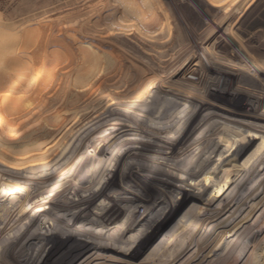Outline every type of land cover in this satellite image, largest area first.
Segmentation results:
<instances>
[{"label": "rangeland", "instance_id": "1", "mask_svg": "<svg viewBox=\"0 0 264 264\" xmlns=\"http://www.w3.org/2000/svg\"><path fill=\"white\" fill-rule=\"evenodd\" d=\"M5 36L9 41L0 52L11 57L4 50L8 47L21 61L43 59L37 61L40 76L64 77L67 59L87 58L69 71L68 86L75 95L69 112L86 115L105 108L103 119L94 121L112 123L110 134L90 123L85 134H99L110 154L103 174L115 181L109 189L114 195L105 200L98 195L106 178L96 168L78 171L69 189L65 182L58 183L62 189L52 186L63 174L38 189L17 187L14 178L4 182L0 176V191L9 190L0 202L8 207L0 209V244L5 232L13 241L20 229L34 227L28 238L0 249V263L57 264L56 256L69 254L76 241L96 238L102 241L99 249L120 264H135L136 254L139 264H209L211 247L222 248L227 239V254L215 256L213 264H264V70L254 66L264 67V0H0V37ZM99 39L117 47L99 50ZM92 75L93 88H102L94 97L83 85ZM50 82L38 86L34 105L27 102L33 112L26 105L12 110L0 99V122L16 113L19 121H52ZM171 85L194 96L173 93ZM213 88L240 97L226 92L224 99ZM0 157L14 162L1 146ZM129 162L132 170L125 168ZM151 177L160 180L149 182ZM97 206L110 209L105 219ZM40 213L44 217L32 222ZM157 219L158 227L165 222L162 228L146 229ZM105 224L111 228L107 235ZM166 233L171 235L159 244L162 256L153 255L155 238ZM145 235L150 242L143 246L139 240ZM174 248H183L184 254L166 259Z\"/></svg>", "mask_w": 264, "mask_h": 264}, {"label": "bare ground", "instance_id": "2", "mask_svg": "<svg viewBox=\"0 0 264 264\" xmlns=\"http://www.w3.org/2000/svg\"><path fill=\"white\" fill-rule=\"evenodd\" d=\"M134 6H136V5H134ZM130 8L132 10V6ZM132 12H133V10H132ZM135 13H136V11H135ZM93 39H94V37H93ZM95 39H97V38H95ZM6 40H8L7 37L6 38H4V37L1 38L0 37V45L3 46V47H4V45L6 46L7 45ZM12 43L10 45L12 47L15 46V45H12ZM75 43H77V42H75ZM78 44H79L78 45L79 47L82 46V43H81V46H80V43L79 42H78ZM94 47H95V45H94ZM97 47H98L99 50H100V48L102 50L103 49H115L117 47V45H116L115 42H108V41L100 40L99 39L97 41ZM6 48H4V50L5 51H7V50L10 51L9 53L11 54V57H8L5 54H3V51H1L2 53L0 52V70L3 71L0 74V99H1V101L3 100L4 103L8 106V108H10L12 110H16V108L19 109L20 107H21V110H22V106H24V105H26V107H29V106H27V105H29L27 102L30 101L29 103H31L33 100L36 101V98L39 95V92L37 91V89L38 90L40 89L38 86L44 80H47V81H51L50 82V85L51 86L49 85L50 88H48V89H50L49 91H51V92L47 94V95L50 94L49 97L46 94L45 95H46V97L49 98L48 100L50 101V104H52V107H53V109H55L56 112L54 113L55 114L54 115V119L52 117L51 118L52 121H51L50 118H49L48 123H44V122H47V121H44V122H42V121H35L36 119L32 121V118H31V121H29V120L26 121V122L25 121H19V118L16 115L17 113L14 115L16 117H14L12 119H7L6 121H1L0 122V129L3 131V134L0 136V146L3 149V153L7 157L12 158L14 162H18V163L22 164V165L19 166V165L14 164V162L13 163H10V162L8 163V162H6V160L5 161L3 160V157L2 158L0 157V176L2 177V180L4 179L5 180L4 182H7V181L9 182V181H11V179L14 178V180L17 181L16 182L17 183L16 184L17 187H22V185H27L28 184L30 186L29 189H38L39 186H40V184H43L44 182L47 183V185L50 187V185H51L53 179L56 177V175L57 174H63L64 176L61 177V180H59L57 183L53 184L52 186L56 187L55 185H57V187L59 189H62L60 187L61 186L63 187V185H58V183L65 182L64 183L65 184L64 187H67V188L69 187L70 188V187L74 186L75 183H76V182H74V179H75V177L77 175V172L78 171H81L82 169H84L86 167L87 168L88 167H91L93 169L96 168L97 170L95 171V173L100 174L101 175L100 177L106 178V176H104V174L107 173V172L104 173V170H106V169H104V168L102 169V166H104V163H105L104 161H106V163H107V159L110 156V154H108L109 151L107 152L106 149L104 150V147L102 146V144H103L102 143V139L98 136L99 134L97 132L95 133L94 130H91V132H94L92 136H88V133L85 134V126H86L87 123H90V126H94L95 129H98L100 126H102V127H100L101 129L99 130V132H103V133H105V135L106 134H110V130H111L110 127L113 126L112 123L109 122L108 124H105V122H107V121H104L105 119L104 120H101V121H94V120H97V118L104 117L103 115H104V112H105V110H104L105 108H103V107H97L95 109H92V111H91L90 114H86V115H84V114L83 115H81V114L80 115L79 114L78 115H74V113L69 112V110H70L69 107L72 104V102H70V101L75 96V95L72 94L73 92H71L72 90H70V88L68 86V79H71L72 78V76L69 73V71L71 70L72 67L78 66V64H82V63L86 62L87 58L86 57H83V56L81 57L82 54L80 55L81 58L75 57V56L74 57H70V58L68 57L69 59H67V60H70L71 63L69 64L70 61H68V65L67 64H64V66H65L64 67L65 72H64V75H63L64 77H61L62 75L59 74V73H56L54 75H50L48 77H47V75H48L47 74L46 77H45V76H42V75L40 76L39 75V74H42L43 73L42 68H41V65L42 64H39L37 62L41 58H39L38 60H36L37 58L36 59H31L29 62L28 61L25 62L24 61L25 59L21 61L20 60L21 59L20 56L16 55V52H13L12 49H8V47H6ZM55 50H54V52H55ZM70 50H71V48H69V52H70ZM63 52H65V50ZM51 53H53V52H51ZM71 53H72V51H71ZM72 54L74 55V53H72ZM56 55H58V53ZM56 57H55V59H56ZM41 60H43V59H41ZM47 61H48V59H47ZM59 61H63V60L60 59ZM118 61H119V59H118ZM254 66H255V68H257L259 70H264V67L261 66V65H259V64H255ZM61 67L63 68V65H61ZM58 70H55V71L58 72ZM61 72H62V70H61ZM49 74H50V72H49ZM95 78H96V76L95 75H92L88 79H86L85 82H84V84H83V85H85L84 87H86L87 89H90L91 91H93L92 94H91L93 97L98 92H101L102 91V88H100L98 86L97 87L95 86L96 89L93 88L94 85H95V84L93 85V83L95 81L94 80ZM44 84H45V82H44ZM47 84H49V83L47 82ZM47 84H45V86ZM64 84H65V87H64ZM62 85H63L64 88H62ZM41 86H43V85H41ZM171 87L173 89V93H181V94L183 93L184 95H188L190 97H193L194 96V95H192V93H188V92L186 93L185 91L181 90L180 88H178V86L171 85ZM41 89L39 91H41ZM43 89L45 90V88H43ZM83 89L84 90L81 93H83L85 91V88H83ZM213 90L215 91V93L217 92L216 95H218V97L220 96V97H223L224 99H227L226 95H223V94H226V92H227V94L229 96L233 97L232 99L239 98L240 97V95H238L236 93L233 94L232 92L225 91V90H223L221 88H213ZM37 92H38V95H37ZM42 92H43V90H42ZM43 93H45V92H43ZM43 93H42V95H43ZM81 93L79 94L80 96H82ZM219 93H221V95ZM42 95L40 94V96H42ZM49 101H48V103H49ZM243 103H245V102H243ZM32 104L33 103H31V105ZM45 104H46V102H45ZM45 104H43V105H45ZM4 105H3V108H4ZM37 105L38 104H36V106ZM251 108L253 110L254 109H257V107H255L253 105L251 106ZM32 109L30 108V111L31 112H33ZM1 110H0V112H1ZM61 110H62V112H61L62 113V116L59 117L60 115L58 116V114H59V111H61ZM16 111H12V112H16ZM47 111H49V110H47ZM42 112H43V110H42ZM44 112H45V110H44ZM47 113H49V112H47ZM47 113H46V115H47ZM18 114H19V112H18ZM21 114L23 115V113H21ZM24 114H25V112H24ZM49 114H48V117H50ZM46 115H44V116L46 117ZM32 117H33V114H32ZM25 118L27 119V117H25ZM41 119H42V117H41ZM101 119H103V118H101ZM101 124H104V125H101ZM28 127H31L32 128V131L30 132L31 135L27 131V128ZM34 127H36L37 130ZM109 128H110V130L108 131ZM95 131H97V130H95ZM94 134H96V135H94ZM257 151H255V152H257ZM120 156L121 155H119V156L118 155H115L114 157L113 156L112 157L113 158H121ZM32 162H37V164L32 165V166L31 165H29V166H23L26 163H32ZM130 163L131 162H129L128 163L129 166H126L125 168H127V169L129 168V170H132L133 163H131V164ZM115 164H117V163H115ZM134 166H136V165H134ZM58 176L59 175H57V177ZM153 179L160 180L158 178L151 177L149 179V182L150 181H155ZM161 180H163V178ZM105 181L107 182L106 183L107 185L101 191V193L98 196H99V199L100 198L101 199L103 198V199L106 200V198L109 199L112 195H114V194H112L114 191L113 190L110 191L109 189H110L111 185L114 184L115 179L113 177H111L109 179L106 178ZM1 185L2 184H0V186ZM16 185H15V187H16ZM85 185L88 186V184H85ZM58 188L56 190H58ZM77 191L74 190L72 192L73 193L74 192L77 193ZM8 193H9V190L6 189V188L4 189L3 192L0 191V202L4 201V198H5V196H7ZM225 194H223V195H225ZM105 205H106V203H105ZM52 208L54 209L55 206H52ZM0 209H2L5 212V211L8 210V207H6V206L4 208L3 207H0ZM96 209L99 211V213H100L99 215H101V217H103V219H105V217L108 216V213H109V210H110V209H107L106 207L101 208V207H98V206H97ZM85 211L86 210H84V213H86V214L87 213H90V212H92V208L89 209L87 212H85ZM166 214H167V212H166ZM43 217H44V215L42 213L37 214L34 217H32V219L34 218V220L32 222H35L36 220H37L36 222H38ZM167 218H169V217H167ZM157 220H152L151 224L146 229H149V231H151V230L155 231V230H157L159 228H162L164 226L165 222L164 223L162 222V224L160 225V227H158L157 225H159V220L158 221ZM31 224L32 223H30L29 225H27L23 229H20L19 233L18 234L16 233V235H15L16 237L14 238L13 241H10V239L5 236L6 233H7V232H5L4 235H3V237H2L4 242L0 244V249H6V248L10 247L13 244L14 241H17L18 240V241L21 242L22 240H24V238L25 239L28 238L32 234L33 228H34V227L31 226ZM105 226H106V224H105ZM204 228H206V227H204ZM66 229H68V228H66ZM212 229H213V227H212ZM110 230H111L110 226L109 225L106 226L105 229L103 230V231L106 232L104 235H107ZM204 230H207V229H204ZM77 231H79L81 233L84 230L78 229ZM13 232H11V233H13ZM21 232H22V234L20 235ZM68 232H66V233H68ZM71 232H73V231H71ZM168 233L162 234L160 238H157V239L155 238L154 242H155V244L157 243V246L154 247L153 251L150 250L152 253L154 252L153 255H161L162 254L161 253L162 252L161 251L162 249L160 248V250H159V246L162 247L163 246L162 244H164V242L166 240H168V235H169ZM80 235H82V234H80ZM170 235H169V238H170ZM156 236H158L157 233L156 234H153V236H152L153 239ZM145 237H146V235L144 236V239L143 240H139V242H142L141 245H143V246L149 245V244H146V242H148L149 240L146 239ZM147 238H148V234H147ZM133 240H135V238ZM121 241H122V239H119L118 242H121ZM101 242L102 241L97 240L96 238H94V239L92 238L91 240L90 239H84V240L83 239H80L79 241H76L73 244V247H71L69 254H67L65 256H63V255L62 256L61 255L56 256V258L54 259V261L57 264H59V263L60 264H120V263H118L119 260L116 259V258H115L116 259L115 261H111L110 260V256H108V255H110V254H108L109 252L107 253V252H104V251H102V250L99 249V246L102 244ZM137 243H138V241L137 242H134L132 245L134 246ZM144 243H145V245H144ZM225 243L226 244L222 248H220V247L218 248V247H214V246H213L214 248L213 247H211L212 249L210 248L211 249L210 250L211 252H210L209 256L207 257V258L210 257V261H207L209 264L210 263H212V264L214 263V260L213 259L215 258V256L217 258V256H220V257L221 256H224V253L227 254V246H228V244L230 242L227 239L225 241ZM159 244H161L162 246L159 245ZM221 245H222V243H221ZM59 246H61V245L58 244L56 246V248L58 249ZM206 247H208V246H206ZM111 248H114V247H111ZM141 248H142V246H141ZM156 248H158V249H156ZM50 251H51V249H50ZM56 251H58V250H56ZM163 251H165V250H163ZM206 252H208V251H206ZM152 253H151V255H152ZM179 253L180 254H184V249L183 248H176V249L174 248L173 250H171L169 252V255H168V257H166V259H169L170 257H172V256H174L176 254H179ZM132 254L135 255L134 253H131L130 255H132ZM136 255L137 256H135L134 261L136 259V263L135 264H139L137 261L139 260V257L140 256L138 254H136ZM15 260H17V261H15ZM15 260H14V262L12 264H21L20 262H22L21 259H15ZM0 264H3V263L1 262Z\"/></svg>", "mask_w": 264, "mask_h": 264}]
</instances>
